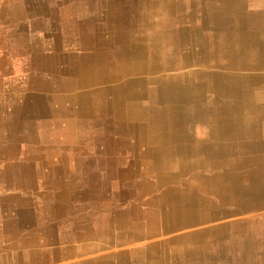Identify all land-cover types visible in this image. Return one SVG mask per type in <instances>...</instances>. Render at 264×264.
<instances>
[{"label":"crops","instance_id":"crops-1","mask_svg":"<svg viewBox=\"0 0 264 264\" xmlns=\"http://www.w3.org/2000/svg\"><path fill=\"white\" fill-rule=\"evenodd\" d=\"M193 3L196 5L191 6V10L207 14L204 21L190 25H221L229 28L226 32L229 43L217 45L210 35L205 40L194 42L211 43L218 47L217 51L222 49L220 46H225L228 50L225 56L228 60L227 69L216 74L223 75V80L225 77L232 79L212 86H206L205 83L198 85L190 94L191 97L187 96V100L175 107L180 110L179 118H167L147 126L144 123L143 137L135 146L140 148L139 143L142 142L145 155H172L190 160L202 157L208 163L209 158L220 157L224 166L215 168L213 174L228 181L234 180L233 175H237L239 188L254 187L257 191L245 192L246 196L241 199L206 200L207 205L200 203L203 208L197 206L199 199L186 200L180 204V200L151 201L148 198L145 203H141L142 208L128 204L126 212L129 217L123 216L120 221L105 219V224L102 223L103 217L107 218L111 213L101 205L106 200H30L34 214H31L30 227L26 224V228L21 223L19 225L14 213L6 212L4 204L7 201L0 200V204H3L0 213V264H119L120 260L124 263L125 260L121 258L125 257V253L121 250L104 256L114 257L115 260L103 261L105 246L119 244L116 239H110L111 230L121 236V243H127L131 238H144L158 233L155 231L181 227L187 228L185 233L189 234L186 239L189 252L169 254L166 257L168 264H264V0H194ZM205 30L206 33L208 29ZM234 42L239 44L232 45ZM57 128L69 132V125L59 124ZM130 129L132 131V127ZM156 130L158 132H154ZM51 132L49 126V134ZM125 137L127 141L134 139L130 130L129 133L125 132ZM208 166L207 170H211ZM189 169L191 172L196 171ZM186 177L191 178L187 174ZM180 188L196 195H207V192H200L198 185L196 188L199 192L193 191L188 185ZM14 203L18 207L26 204L25 200H15ZM221 203L225 210L220 215H230L208 217L218 214L211 209ZM251 203L256 206L255 209L237 211L235 204ZM203 209L211 211L199 215L198 211ZM143 210L164 213L151 216L139 212ZM154 218L158 220L157 224L147 223ZM222 219L228 220L202 225L210 220ZM6 221L10 223L7 230ZM23 234L30 238L27 245H22ZM177 240L176 236H168L150 241L147 245L158 246L159 243L170 244ZM25 252L32 253L30 258L22 255Z\"/></svg>","mask_w":264,"mask_h":264},{"label":"bare ground","instance_id":"bare-ground-1","mask_svg":"<svg viewBox=\"0 0 264 264\" xmlns=\"http://www.w3.org/2000/svg\"><path fill=\"white\" fill-rule=\"evenodd\" d=\"M141 1L142 0H138V2ZM149 1L151 2L152 6L155 7L150 12L149 10L146 12L144 11L142 13L144 14V16H142L141 14L136 17L132 22L134 24L131 25L129 29H125L123 33L125 36L124 42L129 41L130 38L132 43L131 45H128V43L125 44L124 42L117 46L113 45L110 39H108L107 37V31H109V28L103 29V35L107 37V43H103L104 47H102V45L100 47H97V45L95 44V47L98 49L93 55L95 67L89 74H87V76H84V82L83 84L78 86V92H75L73 95L69 94L67 97H62V95H59L51 100L52 103L61 110L60 114L56 113L58 117L56 120L57 123L50 122L51 117H53L52 115L55 114L54 111L47 110L45 111V113H43V115H45L46 117V124L52 128V132L48 135L52 139L53 144L57 143L56 146L59 147L58 151L65 150L64 146H66V143H73L72 141H74V137L78 135H80L81 137H85L86 141L84 142L92 143L93 145H95L96 149L97 144L103 145L104 138L106 136L105 133L110 132V130L105 127H102L96 132L92 131L91 125L96 127L99 122H103H97L99 120V115H105L104 113H109L107 114L108 117H116L117 120L124 119L129 121L130 126L133 130L132 136L134 139L128 140L126 142V146H120L121 149H125V152L118 153V156H120L121 158L124 157L123 159L126 160L127 170L125 171L123 168H119L116 162H110L108 165L110 169L116 171V175L109 179V181L112 182V186L116 188L111 189V195L117 193L119 194V196L127 195L140 198L147 192L148 195L151 194V196L148 197L151 201L199 199L200 202L197 206L203 208L200 203L203 204L204 202V204L206 203L207 205L206 200L241 199L243 198V196H246L247 192L254 193L255 191H257V189H255L254 187L250 189H243L238 187V180L236 179L237 175H233L235 178L234 180L228 181L213 174L214 171H216L214 170L215 168L218 169L219 167L222 168L224 166L223 160L220 157L209 158L208 163L206 159L202 157H197L196 159L192 158L190 160L189 158L187 159V157H175L172 155L168 157L160 155H145L143 153L142 144L140 145L141 149L135 146L137 145L136 143H138L137 141L143 137V129L141 130V128H139L140 126H142L144 123L146 126L154 123H160L167 118H169V120L179 118L180 114L178 113H180V110H176L175 107L179 105L180 102L187 100V96L191 97L190 94L193 93L198 85L205 83L206 86H212L220 84L221 81L232 79L230 77H225L226 79L223 80V75L220 76L219 74H216L219 73L218 71L227 69L226 62H228V60L225 56L228 54V50L225 46H220L222 49L220 48L221 50L217 51L218 47L211 43L194 42L195 40L202 41L203 39L205 40L206 37H209V34L200 35L205 34L206 30L204 28L199 29L195 28V26L193 25H190L191 23L196 21H204L207 14L205 12H194V10H191L193 5H196V3H193L194 0ZM196 1L198 0H195V2ZM81 3L82 5L85 4L82 7L83 9L81 10L85 11L82 12L83 20L87 21L88 24H92L93 19H91V14L90 16H88L89 14L87 13L90 12L89 8H91V0H81ZM136 6L123 5L121 7L117 3V5H115V8L118 11V14L115 13V15L125 18L130 13L131 16L134 17V9L136 8ZM135 27H137V32L135 30H132ZM113 36H116V34H113ZM127 52L132 53L131 56L129 55L130 57L126 56ZM102 76H105L110 80L107 84L98 86L99 82L102 80ZM233 76L235 75L233 74ZM75 85L76 82L72 80V78L67 77V75H65L61 69L53 73L51 79L49 80V89L52 90L57 89L66 92L71 90ZM249 85L251 86V84ZM46 96L41 99L45 100ZM65 99L67 101H65ZM74 100L85 101L90 104L92 103V105H95V108H92V111H90L89 113V117L85 118L84 120V125L79 127L80 130L78 129L77 131H75V134H72L73 136H68L67 131L62 130L56 133H63L65 135L66 141H62L60 137L55 140V137L53 135L55 132L53 131V128L60 124L59 117L65 114H67L68 116L70 115L69 108L66 109V107L71 105ZM20 110L22 111H18L19 113H21V115L18 114L19 116L16 115L17 112L12 115L6 114V117L8 116L7 119L12 121L13 123L17 122V124L19 125H23L25 123L23 127H19L22 129L21 131H23L20 134V137L29 139L30 143L46 142L47 140H38V137H36V133L34 134L32 132V124L27 121L25 122V116L28 113L33 114L34 111L31 108L26 107ZM226 112L227 111H225V113ZM15 115L16 117H14ZM197 115L198 114H196V116ZM64 122L63 125H69V121L66 123ZM17 126L18 125L13 124V128L15 131L17 130ZM154 132H158V130ZM132 140H134L135 143ZM113 142L114 143L108 144L106 146H109L110 148L112 146L115 149L116 140L114 139ZM47 143L49 144V142ZM83 145L84 144L82 143V145H79L78 147L82 149ZM80 149L77 148V152ZM80 151L81 153H83L85 152V149H82ZM46 157L48 156H44V158L43 156H41L39 161L37 160L35 164L17 161L13 162L10 167L9 164L2 165L0 167V181L3 182L6 186L19 188L25 191H36V187H38L39 189L48 187V190L46 191L44 189L38 190L36 192V196L44 197L45 195L49 194L51 200H54L52 198L54 196L59 197V200H65L69 197L70 192L73 193L72 191L76 188H80L82 184H78V182H71V180L75 181L76 176L74 174L80 171L82 161L78 158H70L69 155H63L61 153H56L55 156L51 155L49 159ZM64 160H67L68 163L65 164ZM99 163L101 167H105L103 166V163L107 164V160L106 162H103L101 160ZM45 164H49L48 174H45L43 172ZM208 165H210L211 170H207L209 169ZM11 167L14 169L11 170ZM194 167H197L196 171H194V173L196 174V178L187 179L186 174L191 171L189 168H192L193 170ZM95 173H93L92 175L95 176ZM124 173H126V175ZM42 176H44V178H42ZM55 176H57L59 180L54 186L55 194H53V192L49 193V184L55 182ZM88 183L89 182L87 181H83V187H86ZM161 183H180L184 187L185 185L187 186L196 184L198 185V188L200 190L207 192V195H196L194 192L189 193L186 190L181 189L180 186L178 187L176 185H172V187L167 189L164 193L154 194L155 190L158 189L156 188V186L161 185ZM97 193L98 194L95 196L99 195L98 200H101V196L98 191ZM12 194L13 193H11V195ZM14 195L16 197L22 196L21 194L16 193ZM211 195L214 197V199H211ZM95 200H97L96 197ZM14 201L15 200L10 202L9 204H4V206L7 205L5 209L9 210L17 216L19 225L21 223V226H25V228L28 225L30 227V223L32 222L31 214H34V206H31V204H29V206H25L28 203H24L18 207L17 204L15 205ZM235 205L238 208L237 211H246L249 210V208L255 209L256 207L253 203H251L250 205ZM184 206L190 207L189 205ZM2 207L3 204H0V213H2ZM211 210L213 213L221 214L225 209H223V205L221 203V205L213 206ZM211 210L203 209L199 210L198 213L199 215H202L203 213H210ZM139 212H146L151 216H158L159 214L164 213L163 211L150 212L145 210ZM157 222L158 220L156 218L147 221V223H150L151 225L157 224ZM29 240L30 238H27V236L24 235L22 245H27L29 243ZM30 254H28V252L22 253V255L26 258H30Z\"/></svg>","mask_w":264,"mask_h":264},{"label":"rangeland","instance_id":"rangeland-1","mask_svg":"<svg viewBox=\"0 0 264 264\" xmlns=\"http://www.w3.org/2000/svg\"><path fill=\"white\" fill-rule=\"evenodd\" d=\"M117 3L121 7L123 5H137L134 9L135 16H131L130 13L125 18L115 15V13L118 14L115 8ZM150 4L151 2L149 0H142L141 2H138V0H91L90 12L87 13L89 14L88 16L91 14V19H93V21L92 24H88L87 21L82 18V12L85 11L81 10L85 4L82 5L81 0H0V167L4 164H9L10 167L13 162L17 161L35 164L37 160L39 161L41 156H43V158L44 156H48L46 158L49 159L51 155L55 156L56 153L69 155V157L73 159H80L82 161L80 166L82 169L80 168V171L76 173L77 175L74 174L76 176L75 181H72L71 178L70 180L73 183L78 182V184H82L80 188L73 190V193L70 192L69 197L65 200H95V197L98 200L99 195L95 196L98 194L97 191L101 196V200H115L112 202L103 201L101 204L103 209H106L107 212H111L108 214L107 218L103 217V224L106 223L105 219L120 221L125 217H129L126 212V206H128V204H134V206L140 208V206H143L141 203H145L146 199L151 196V194L148 195L147 192L140 198L127 195L119 196L117 193L111 195V189L116 188L112 186V182L109 181V179L116 175V171L110 169L108 165L110 162H116L119 168H123L125 171L127 170L126 160L123 159L124 157L121 158L118 156V153L125 152V149H121L120 147L127 145V139L126 137L124 138L125 132L129 133L130 130V132L133 133V130L131 131L130 129V122L124 119L117 120L116 117H108L107 114L109 113H104L105 115L98 114L99 120L97 122H103H99L96 127L91 125L92 131L96 132L102 127L110 130V132L105 133L106 136L103 145L97 144V148L95 149V145L84 142L86 141L85 137L78 135L74 137L73 143H66V146H64L65 150H62L65 152H62L58 151L59 147L56 146L57 143L53 144L52 139L48 135L49 126L45 122L46 117L43 113L47 110L54 111L55 114L52 115L54 118L51 117L50 122H56L58 118L56 113L60 114L61 110L58 109L51 100L59 95L67 97L69 94L73 95L75 92H78V86L83 84L84 76H87L95 67L93 55L98 50L95 44L97 47L101 45L104 47L103 43H107V37L115 46L122 44L125 41V36L123 34L125 29H129V27L134 24L132 23L133 20L144 11L146 12L149 10L150 12L155 7ZM142 16H144V14H142ZM104 28H109L107 37L103 35ZM195 28L208 29L206 33L212 36V40H214L217 45L224 44L225 42L229 43V35L225 33L229 30L227 26L196 25ZM136 29L137 27L132 30L137 32ZM206 33L200 35H207ZM113 34H116V36H113ZM124 43H128V45L132 44L130 38L129 41ZM231 44L239 43L234 42ZM131 54V52H127L126 56L130 57ZM59 69H61L67 77L72 78V80L76 82V85L73 86L71 90L64 92L62 90L49 89V80L53 73L57 72ZM101 78L102 80L99 82L98 86L107 84L110 80L105 76ZM45 96V100L41 99ZM65 101L67 100L65 99ZM25 107L31 108L34 111L33 114L28 113L25 116V122L27 121L32 124V132L34 134L36 133L38 140H47L46 142L30 143L29 139L20 137L23 131H21L22 129L19 127H23L25 123L19 125L17 122L13 123L7 119L8 116L6 117V114L12 115L17 112L16 115L19 116L21 113L18 111H22L20 109ZM67 108H69L70 115H62L59 117V121L60 124H63L64 120V123L69 121L68 133L75 134V131L84 125L85 118L89 117V113L92 111V108H95V105L85 101L74 100L66 109ZM16 115L14 117H16ZM29 119L33 120L30 121ZM13 124L18 125L16 131L13 128ZM143 128L144 126L142 125L141 130ZM53 131L55 132L53 134L55 140L60 137L62 141H66L63 133H56L60 131L57 126L53 128ZM114 139L116 140L115 149L112 146V149L109 146L107 147L106 145L114 143ZM47 142H49V144ZM82 143L84 144L82 149H85L83 153L80 151L82 149L78 147L82 145ZM139 144H142V142ZM77 148L80 149L78 152ZM101 160L103 162L107 160V164L103 163L105 167L99 165ZM64 163L66 164L68 161L64 160ZM10 169L12 170L14 168L11 167ZM193 170H196V168H193ZM43 172L45 174L49 173V164L44 165ZM93 173H95V176L92 175ZM124 174L126 175V173ZM187 176L191 177V179L196 178V174L191 171L187 173ZM42 178H44V176H42ZM58 180L59 178L55 176V182L49 184V193L53 192V194H55L54 186ZM83 181L89 182L86 187H83ZM172 185L178 187L182 186L180 183H163L154 193L165 191ZM188 187H191V189L193 188L195 192L197 190L196 184L188 185ZM42 189L46 191L48 187L40 189L36 187V191H25L19 188L6 186L0 181V200H6L7 204L13 200H25V202L28 203L25 206H29L30 200H51L49 194L44 197L36 196V192ZM200 192L202 191L200 190ZM11 193L13 194L11 195ZM15 193L21 194L22 196L16 197L14 195ZM52 198L54 200H59V197L54 196ZM179 202L180 204L185 203L186 200H180ZM6 212L9 213V210H6ZM226 215L214 214L208 217ZM6 218H8V216H6ZM222 220L225 221L228 219ZM222 220H210L202 225L217 224ZM1 223L3 224V222ZM9 224L10 223L6 221L7 227H5V230L9 229ZM186 230L187 228L182 227L167 231L163 229L155 231L158 233L144 238H131L127 243H121V236L112 233L113 230H111L110 239H116L119 244L117 246H105L106 249L102 252L103 261L106 259L115 260L114 257L104 256L112 251L121 250L125 253V257L121 258L125 260V262L123 263L120 260L121 262L119 261V264H168L166 257L169 256V254L177 255V253L181 251L189 252V246L186 242L187 235L189 234L185 233ZM168 236H176L178 240L170 244L159 243L160 245L155 247L153 245H147L150 241L158 238L164 239ZM112 264L115 263L113 262Z\"/></svg>","mask_w":264,"mask_h":264}]
</instances>
